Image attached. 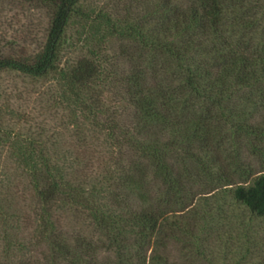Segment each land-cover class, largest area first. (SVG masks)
Masks as SVG:
<instances>
[{
  "label": "trees",
  "instance_id": "1",
  "mask_svg": "<svg viewBox=\"0 0 264 264\" xmlns=\"http://www.w3.org/2000/svg\"><path fill=\"white\" fill-rule=\"evenodd\" d=\"M23 1L52 10L46 42L33 58L0 57V75H56L81 126L105 137L109 155L98 159L86 135L75 171L21 150L39 204L40 241L37 258L9 264H180L170 247L194 236L188 214L197 186L208 194L232 187L233 200L264 219V174L237 182L219 142L222 123L242 118L228 105L239 91L263 90L264 0H127V15L96 18L83 10L85 0ZM75 18L96 24L102 42L120 41L118 58L92 52L62 66L63 53L76 46L68 37ZM2 133L0 125V145ZM99 165L106 176L94 179L107 186L108 205L95 199L94 185L88 189ZM57 209L88 220L98 237L56 228Z\"/></svg>",
  "mask_w": 264,
  "mask_h": 264
},
{
  "label": "rangeland",
  "instance_id": "2",
  "mask_svg": "<svg viewBox=\"0 0 264 264\" xmlns=\"http://www.w3.org/2000/svg\"><path fill=\"white\" fill-rule=\"evenodd\" d=\"M129 3L127 0H85L82 8L96 18L100 13L124 15ZM51 19L52 10L47 6L23 0H0V57H35L45 45ZM97 27L81 18L72 21L68 37L76 46L63 53L62 66L72 65L92 52L103 61L118 58L120 41L105 39L102 42ZM120 69L126 68L122 65ZM260 87L263 90L239 91L233 104L228 105L240 110L242 118L229 125L222 123L221 160L240 174L235 178L237 182L264 174V85ZM110 108L119 110L115 103ZM77 111L73 103L62 97L56 75L43 79L11 71L0 75V125L3 131L0 145V259L6 264L37 258L33 251H36L35 243L40 241L39 204L21 150H31L36 157H46L52 165L75 171L79 154L87 150L82 149L80 143L86 135L90 150L98 159L104 154L109 155L105 137L88 126H81ZM124 112L122 108L119 110L126 119L127 112ZM104 169V165H99L93 171V182L88 189L94 185L95 199L108 205L110 192L107 186H99L94 179L105 177ZM222 185L216 186L218 190L212 194L196 187L194 208L188 214L194 219V236L171 245L169 253L175 262L263 264L264 219L252 217L245 207L233 200L232 187ZM64 210L57 209L54 214L56 228L89 239L98 237L88 220L72 210ZM111 254L101 252L100 256L106 260Z\"/></svg>",
  "mask_w": 264,
  "mask_h": 264
}]
</instances>
